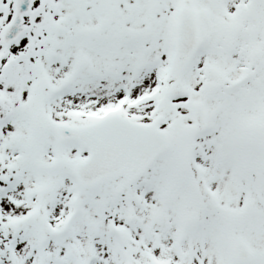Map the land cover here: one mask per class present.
I'll return each instance as SVG.
<instances>
[{"label": "snow or ice", "instance_id": "6c2138e0", "mask_svg": "<svg viewBox=\"0 0 264 264\" xmlns=\"http://www.w3.org/2000/svg\"><path fill=\"white\" fill-rule=\"evenodd\" d=\"M0 264H264V0H0Z\"/></svg>", "mask_w": 264, "mask_h": 264}]
</instances>
